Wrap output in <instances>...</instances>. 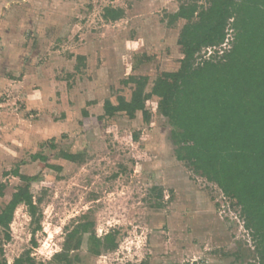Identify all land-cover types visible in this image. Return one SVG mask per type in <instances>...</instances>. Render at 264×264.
Listing matches in <instances>:
<instances>
[{"label":"rangeland","instance_id":"obj_1","mask_svg":"<svg viewBox=\"0 0 264 264\" xmlns=\"http://www.w3.org/2000/svg\"><path fill=\"white\" fill-rule=\"evenodd\" d=\"M209 1L0 0V211L23 185L10 175L19 169L35 178L30 190L40 214L37 225L24 205L17 209L12 240L0 241L8 264L26 252L51 264L67 235L87 222L94 226L70 253L72 264H260L241 208L177 160L158 98L148 121L141 112L132 120L104 112L106 100H130V76L148 77L150 92L163 72L179 69L185 22L171 25V15ZM109 7L123 9L124 18L106 22ZM214 52L222 49L202 56ZM83 110L102 119L83 122ZM38 153L62 171L41 167L32 160ZM91 232L100 239L115 233L117 247L94 256Z\"/></svg>","mask_w":264,"mask_h":264},{"label":"trees","instance_id":"obj_2","mask_svg":"<svg viewBox=\"0 0 264 264\" xmlns=\"http://www.w3.org/2000/svg\"><path fill=\"white\" fill-rule=\"evenodd\" d=\"M124 15L123 9L109 7L103 19L115 23ZM179 21L185 22L178 40L183 55L179 69L163 72L150 92L146 91L148 77L130 76L125 82L134 86L130 100L118 96L117 105L106 100L105 115L125 113L132 120L141 112L148 121L151 114L147 108L154 97L158 98L156 109L173 128L171 140L177 160L191 164L241 208L245 228L253 236L260 264H264V0H210L208 7L197 2L183 4L171 15L170 24ZM228 30L232 31L231 40ZM227 46L229 49L224 48ZM219 48L221 55L214 52L215 56L203 58L205 50ZM83 59L78 57V61ZM82 116L83 122L102 119L90 116L87 110ZM61 157L72 163L78 159L69 153ZM32 160L41 162L43 168L62 171L61 166L48 164V158L40 153ZM10 175L23 185L0 211V241L3 237L5 242L12 240L11 225L21 205L33 223L40 224L30 190L35 178L19 169ZM0 196H4L3 190ZM93 226V222L82 223L70 232L64 253L55 255L51 264H72L70 253L80 249L82 236ZM114 234L100 239L91 232L92 254L98 257L104 249H115ZM0 264H8L2 247ZM13 264H36V260L26 252Z\"/></svg>","mask_w":264,"mask_h":264},{"label":"built area","instance_id":"obj_3","mask_svg":"<svg viewBox=\"0 0 264 264\" xmlns=\"http://www.w3.org/2000/svg\"><path fill=\"white\" fill-rule=\"evenodd\" d=\"M209 51H211V50L209 49Z\"/></svg>","mask_w":264,"mask_h":264}]
</instances>
